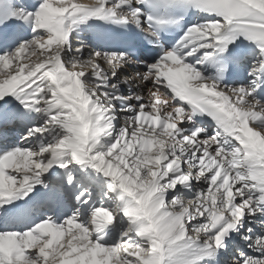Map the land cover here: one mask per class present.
I'll return each mask as SVG.
<instances>
[{
  "label": "snow or ice",
  "instance_id": "1",
  "mask_svg": "<svg viewBox=\"0 0 264 264\" xmlns=\"http://www.w3.org/2000/svg\"><path fill=\"white\" fill-rule=\"evenodd\" d=\"M0 120V264H264V0H0Z\"/></svg>",
  "mask_w": 264,
  "mask_h": 264
}]
</instances>
